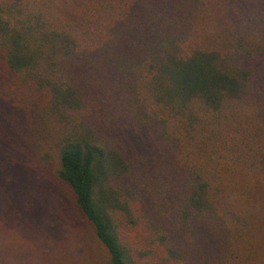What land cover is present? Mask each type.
Returning a JSON list of instances; mask_svg holds the SVG:
<instances>
[{"label":"trees","instance_id":"16d2710c","mask_svg":"<svg viewBox=\"0 0 264 264\" xmlns=\"http://www.w3.org/2000/svg\"><path fill=\"white\" fill-rule=\"evenodd\" d=\"M38 187L101 264H264V0H0V241Z\"/></svg>","mask_w":264,"mask_h":264},{"label":"rangeland","instance_id":"374dc122","mask_svg":"<svg viewBox=\"0 0 264 264\" xmlns=\"http://www.w3.org/2000/svg\"><path fill=\"white\" fill-rule=\"evenodd\" d=\"M39 191L48 192V198H54L51 188H32L33 199L24 202L28 209L27 227L32 231L28 235L22 231L2 234L6 237L0 241V264H41L40 254L35 251L40 246L48 248L51 258H59L60 264H101L96 258L101 248L93 241L87 222L68 200L70 198L64 197L67 201L60 209L52 201L42 200ZM60 192L69 195L64 186ZM61 197L55 196L57 200ZM26 236L28 240L24 239Z\"/></svg>","mask_w":264,"mask_h":264}]
</instances>
